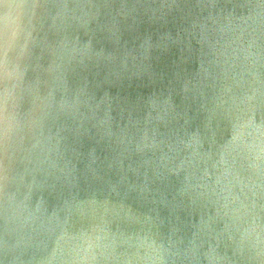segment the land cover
I'll list each match as a JSON object with an SVG mask.
<instances>
[{"label":"water","instance_id":"1","mask_svg":"<svg viewBox=\"0 0 264 264\" xmlns=\"http://www.w3.org/2000/svg\"><path fill=\"white\" fill-rule=\"evenodd\" d=\"M0 264H264V0H0Z\"/></svg>","mask_w":264,"mask_h":264}]
</instances>
